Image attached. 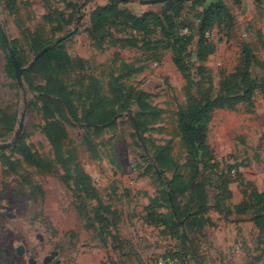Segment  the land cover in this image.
Returning <instances> with one entry per match:
<instances>
[{
  "label": "rangeland",
  "instance_id": "1",
  "mask_svg": "<svg viewBox=\"0 0 264 264\" xmlns=\"http://www.w3.org/2000/svg\"><path fill=\"white\" fill-rule=\"evenodd\" d=\"M130 1L125 5L137 13L163 6ZM206 1L186 0L181 13L184 27L195 35L192 19ZM104 2L0 0L6 42L0 38V146L12 145L0 150V264H29L32 258L43 264L55 252L52 264H158L174 253L177 264H264V231L254 226V212L236 214L248 191L244 198V184L232 173L249 170V176L264 180V38L253 33L255 62L247 71L261 89L235 109L215 110L208 124L213 150L203 159L204 190L214 203L218 193L224 195V182L230 183L235 193L225 202L230 214H217L214 221L208 212L209 225L179 230L171 217L173 202L164 195L174 169L161 173L158 165L176 162L177 177L193 171L179 131L187 80L169 51H155L156 36L133 38L116 27L89 33L90 14ZM256 11L263 18L264 3ZM239 12L240 33L251 31L258 20L247 25ZM216 31L203 75L211 81L212 97L236 70L244 71L242 52L251 36H235L225 27ZM55 48L60 56L53 53L55 59L40 64ZM11 51L22 69V86ZM197 51L191 43L185 53L194 84L200 81ZM44 115L68 134L58 147L46 134ZM187 201L178 200L181 207ZM20 246L23 256L16 253Z\"/></svg>",
  "mask_w": 264,
  "mask_h": 264
},
{
  "label": "trees",
  "instance_id": "2",
  "mask_svg": "<svg viewBox=\"0 0 264 264\" xmlns=\"http://www.w3.org/2000/svg\"><path fill=\"white\" fill-rule=\"evenodd\" d=\"M200 1L204 3L206 0H193L196 4H199ZM207 1L206 4H203V11L197 15L200 21L199 30L196 31V34H198L197 72L200 81L196 84L190 79L192 69L187 64L185 55L191 43H194L195 34L192 33V30H190V35H182L181 33L185 29L181 22V13L184 11L186 0H169L163 3L161 11L150 10L141 16L134 15L127 8H124L122 5H125L126 1L110 0L109 4L98 6L90 14L89 33L92 35L105 32L110 27H116L126 30L130 37L133 38L147 39L151 35L156 36L155 51H169L173 64L187 80V107L185 112L180 115L179 131L193 161L192 167L190 166L193 168V171L191 175L185 178L183 176L177 177L178 166L176 162L173 163L171 160L169 163H159L158 165L161 173L167 169H174V177L165 186L164 195L169 201L173 202L174 214L172 213L171 217L174 228L179 230L196 229L201 228L202 225H209L211 223L210 217L207 216V213L210 212L208 208L209 204H213L215 210L220 214H230V210L225 203L232 198L231 188H229L230 183L224 182V195L218 193L219 195L217 194L218 197L214 203L207 201V193L204 190L206 177L203 159L210 157L212 154L207 142L208 124L210 116L215 110L235 109L238 103L251 99L254 93L258 89H261V84L257 80L252 79L247 72L255 62L252 49L247 44L244 46L242 52L244 71H242V68L236 70L235 74L221 83L219 93L215 97H212L211 81L209 78L203 77V75L207 71L204 66L207 64L209 56L214 53L215 48L211 43V39L209 40L206 37V34L221 27H225L228 32H232L235 18L224 3V0H214L211 3H207ZM233 1L239 7L243 6L242 0ZM252 1L257 5L264 3V0ZM58 15L62 16V19L66 21L63 13H58ZM0 38L6 43L5 33L1 26ZM43 48L44 46H40L38 50H42ZM53 53L60 56L61 50L59 48L49 50L40 59V64L44 60L50 61L52 57L54 58ZM153 64H160V59L157 58ZM12 67L14 68V66ZM206 85L208 87L204 88ZM193 88H196V94H194ZM60 96L63 98L65 107H67L68 111H70L77 121L78 119L74 114L69 97L65 92H62ZM141 96H144V93H138L139 99ZM125 97L131 99V95ZM44 116L46 117V134L51 142L58 147L61 142L68 140V134L58 122L55 120L48 121V117ZM52 128L58 130L59 138L55 136L54 132L56 130L53 132ZM60 140L62 141L60 142ZM28 158L32 159L31 157ZM233 171L235 172V175H233L235 181L242 182L241 173L237 169L232 170V173ZM198 190L199 193L197 194ZM247 195V201L235 207L236 214L244 215L249 211L254 212L258 216L254 220L256 228L259 231H264V193H259L256 189H252L250 194L248 193ZM181 197H188V201L184 207H181L178 202ZM183 220L184 224L182 225L181 221ZM199 222L201 223L200 226L194 227V224ZM170 256L180 259L175 253L170 254Z\"/></svg>",
  "mask_w": 264,
  "mask_h": 264
},
{
  "label": "crops",
  "instance_id": "3",
  "mask_svg": "<svg viewBox=\"0 0 264 264\" xmlns=\"http://www.w3.org/2000/svg\"><path fill=\"white\" fill-rule=\"evenodd\" d=\"M122 1H126V2L128 1V3L131 2L130 0H122ZM213 1L214 0H208L207 3H211ZM109 2H110V0H107V2H104L103 4H101L99 6H105V5L109 4ZM224 3L227 5L231 14L235 18V25H234V28L232 30V32H233V34H235V36L239 35L240 37L244 36V37L249 38V35H251L249 38V41H247L248 43H246L248 45H249V42H251L250 41L251 39L254 40L255 36L258 38V40L260 38H264V33H263L264 32V25H263L264 17L262 18L260 11H256V8L258 7L257 4H255L252 0H247V2L242 7L237 6L233 0H224ZM130 4H132V2ZM127 5H122V6L124 8H127L134 15L141 16L142 14L147 12L146 10H142L139 13L134 12L133 10H131V8H128L129 5L128 6ZM239 10H241L242 13L244 14V17H242L241 20L243 22H245V24L248 25V23L251 21V18H252V20H253V18H256L258 20L257 23L255 21L254 25L252 26L251 31L245 28V29H243L244 31H242L240 33V26H239V23H237V18H239L238 14L240 13ZM202 11H203V9H202ZM192 21L196 26V29H197L196 31H198L199 30V24H200L198 17H196L195 19H192ZM216 33H217V31H216V29H214L212 31V38ZM253 33H255V36ZM197 41H198V34L195 35L194 43H197ZM255 41H257V39L254 40V42ZM209 145H210V143H209ZM211 149L213 150L212 147H211ZM248 171L249 170H244L243 172L240 171L241 177H242V183L244 184V190L242 191L243 192L242 196L244 197V193L246 191H248V193L250 194V191L252 189H256L259 193H264V180L262 179V177H260V176L251 177L248 175ZM231 192H232V196H234L235 193L232 190H231ZM239 204H241V202ZM239 204H237V205H239ZM208 208L210 209L209 213H211V215H209V216L215 221V219L217 218L216 216H218L217 214H220V213L217 210H215L213 204H209ZM257 218H258V216L255 219H257ZM243 220H245V219H239L238 221H243ZM253 224H254V222H253ZM254 226H255V224H254ZM239 232H242V229H239ZM241 246L242 245H240V248L239 247L238 248L241 249Z\"/></svg>",
  "mask_w": 264,
  "mask_h": 264
},
{
  "label": "water",
  "instance_id": "4",
  "mask_svg": "<svg viewBox=\"0 0 264 264\" xmlns=\"http://www.w3.org/2000/svg\"><path fill=\"white\" fill-rule=\"evenodd\" d=\"M167 1H169V0H140L139 3L141 5H151V4H160V3L167 2ZM10 58L12 60V63H13L14 69H15V78L17 80V83H18L19 86H22V84H23L22 83V69H21V67H20V65H19V63H18L13 51L10 52ZM23 117H24V115H23ZM20 126L23 127V118H22ZM11 146L12 145H10V144L2 145V146H0V150H3L4 148H10ZM25 252L26 251H25L23 246H20V247H18L16 249V253H17L18 256H23L25 254ZM57 255L58 254L56 252L52 253L51 257H47L44 260L43 264H50L52 259H54ZM29 264H38V262L35 259L32 258V259L29 260ZM57 264H60V261H58Z\"/></svg>",
  "mask_w": 264,
  "mask_h": 264
},
{
  "label": "built area",
  "instance_id": "5",
  "mask_svg": "<svg viewBox=\"0 0 264 264\" xmlns=\"http://www.w3.org/2000/svg\"><path fill=\"white\" fill-rule=\"evenodd\" d=\"M243 1V5L247 2V0H242ZM190 33H191V31H190V29L189 28H185V29H183V31H182V35H190ZM206 37L210 40V39H212V32H208L207 34H206ZM155 65H157V64H155ZM233 174H234V171H233ZM235 175V174H234ZM172 258V257H171ZM169 258V259H167V260H163V259H161V260H159V262H158V264H177V259L176 258ZM173 259H175V260H173Z\"/></svg>",
  "mask_w": 264,
  "mask_h": 264
},
{
  "label": "flooded vegetation",
  "instance_id": "6",
  "mask_svg": "<svg viewBox=\"0 0 264 264\" xmlns=\"http://www.w3.org/2000/svg\"><path fill=\"white\" fill-rule=\"evenodd\" d=\"M39 239H41L40 237H39ZM57 257V256H56ZM46 259V258H45ZM44 259V260H45ZM44 262V261H43ZM54 262V259H52V261L50 262V264H52ZM55 264H57V262L55 263ZM61 264V263H60Z\"/></svg>",
  "mask_w": 264,
  "mask_h": 264
}]
</instances>
